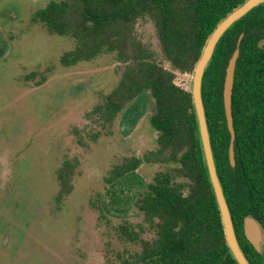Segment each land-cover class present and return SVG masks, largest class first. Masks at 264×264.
<instances>
[{"label":"trees","instance_id":"16d2710c","mask_svg":"<svg viewBox=\"0 0 264 264\" xmlns=\"http://www.w3.org/2000/svg\"><path fill=\"white\" fill-rule=\"evenodd\" d=\"M244 0H51L33 17L48 34L72 46L61 57L66 67L111 55L126 65L119 83L90 113L110 131L118 116L144 91L155 101L150 124L159 133L157 148L116 164L105 178L109 185L132 176L144 164L158 165L143 183L134 206L143 222L119 227L126 243L116 264H237L226 244L220 212L198 139L190 90L177 84V72L191 74L216 25ZM154 23L170 68L142 43L137 27ZM242 33L232 97L236 165L229 161L230 132L223 102L225 70ZM264 4L235 24L218 45L204 78L212 145L218 172L234 218L239 241L252 264H264L244 233V218L264 226ZM103 131L85 138L97 143ZM80 145L88 147L84 137ZM78 159H66L56 171L58 206L74 191ZM146 233L152 238H144Z\"/></svg>","mask_w":264,"mask_h":264},{"label":"rangeland","instance_id":"374dc122","mask_svg":"<svg viewBox=\"0 0 264 264\" xmlns=\"http://www.w3.org/2000/svg\"><path fill=\"white\" fill-rule=\"evenodd\" d=\"M50 1L0 0V264H116L119 253L139 251L119 227L143 222L134 202L161 167L144 164L114 185L105 178L114 165L157 148L155 101L140 93L110 131L94 121L90 113L126 65L104 55L64 66L72 42L33 22ZM137 33L169 69L154 23L141 21ZM176 74L190 90L192 73ZM99 130L97 143L85 138ZM74 158V191L58 206L56 171Z\"/></svg>","mask_w":264,"mask_h":264},{"label":"water","instance_id":"95a60500","mask_svg":"<svg viewBox=\"0 0 264 264\" xmlns=\"http://www.w3.org/2000/svg\"><path fill=\"white\" fill-rule=\"evenodd\" d=\"M264 4V0H244L238 6L233 8L216 25L214 30L207 38L200 58L192 71L190 93L198 127V139L202 151V156L206 166L209 181L215 196V200L220 212V217L225 234L226 244L232 258L237 264H252L248 255L243 249L237 234L231 208L226 198L225 187L218 172L217 159L212 145L211 132L209 127L208 114L203 95L204 78L210 67L219 43L226 33L244 17L250 14L254 9ZM245 36L242 33L238 39L237 46L229 59L225 70L223 102L227 126L230 132L229 161L231 166L236 165L235 140L236 132L234 127V116L232 109V97L235 81V71L241 52V43ZM264 40L259 44L263 48ZM244 233L248 241L253 245L258 253L264 255V226L253 215H247L244 218Z\"/></svg>","mask_w":264,"mask_h":264},{"label":"flooded vegetation","instance_id":"af4514ba","mask_svg":"<svg viewBox=\"0 0 264 264\" xmlns=\"http://www.w3.org/2000/svg\"><path fill=\"white\" fill-rule=\"evenodd\" d=\"M262 40H264V38H263V39H261V40H259V43H258V45L260 44V42H261ZM263 47H264V44H263Z\"/></svg>","mask_w":264,"mask_h":264}]
</instances>
